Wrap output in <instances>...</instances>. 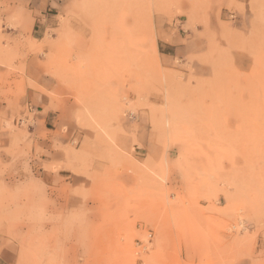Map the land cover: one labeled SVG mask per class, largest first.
Returning <instances> with one entry per match:
<instances>
[{"label":"rangeland","instance_id":"rangeland-1","mask_svg":"<svg viewBox=\"0 0 264 264\" xmlns=\"http://www.w3.org/2000/svg\"><path fill=\"white\" fill-rule=\"evenodd\" d=\"M0 264H264V0H0Z\"/></svg>","mask_w":264,"mask_h":264},{"label":"crops","instance_id":"crops-1","mask_svg":"<svg viewBox=\"0 0 264 264\" xmlns=\"http://www.w3.org/2000/svg\"><path fill=\"white\" fill-rule=\"evenodd\" d=\"M28 4H37L39 8L46 7L49 1L53 0H25ZM196 36H193L191 32H182L175 33L170 35L169 37L163 39L161 45H163V54L166 56V59L169 61H173L176 58H180L183 63L186 62L188 64L190 62L192 69L190 71H186L187 74L193 73V75H201L203 73L200 68L193 66V60L188 62V57L196 54V51L193 50L195 45L197 46V42L195 41ZM196 66V65H195ZM39 85L49 90L52 87V83H50V78L48 76L43 77V80L39 79ZM50 99L48 94H44L36 87L28 88L24 95V104L29 107V109L37 110L40 114L41 120L44 119L46 126L51 118H54L52 115V110L47 108ZM129 130V129H128ZM144 144H146L145 140H142ZM137 152L139 153L140 158H145L146 154L142 150V148H138Z\"/></svg>","mask_w":264,"mask_h":264}]
</instances>
